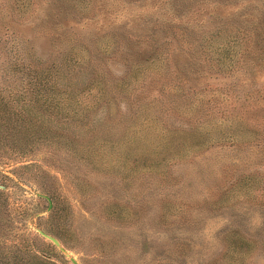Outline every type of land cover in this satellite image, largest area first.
Masks as SVG:
<instances>
[{
    "label": "rangeland",
    "instance_id": "obj_1",
    "mask_svg": "<svg viewBox=\"0 0 264 264\" xmlns=\"http://www.w3.org/2000/svg\"><path fill=\"white\" fill-rule=\"evenodd\" d=\"M197 1L175 0L166 6L170 12L186 11L169 23L164 18H172L169 11L156 10L159 4L154 0H63L59 4L0 0V90L15 89L23 82L21 70L9 62L13 41L18 42L20 53L35 60H61L62 82L70 85L88 76L91 64L87 68L84 64L91 48L99 54L100 60L92 59L107 83L100 80L98 88L78 89L83 104L77 110H84L85 119L59 120L60 133L69 130L78 137L94 135L98 140L105 135L110 143L105 147L110 152L108 161L92 164L76 153L81 148L76 139L57 135L56 121L30 136L17 134L22 156L0 146V188L6 189L1 246L4 238H17L19 244L20 238L31 241L39 255L56 264H74L72 259L78 264H264V153L253 142L191 143L180 153L162 158L157 153L140 160V135L147 128L144 118L154 122L152 144L157 148L162 135L176 142L185 139V129L202 108L213 111L225 104L226 110L236 108L233 104L249 94L246 114L258 118L264 112V71L248 76L238 57L243 43L229 27L206 32L217 20L205 13L212 6L220 14L234 13L239 19L238 9L260 14L264 0L249 4L246 0H205L200 21L196 16L202 7L194 11ZM158 23L163 25L155 32L181 34L185 27L186 40L202 42L197 49L200 63L182 83L183 91L196 89L190 99L176 84L175 74H170V63L169 72H155L153 66L165 70L164 59L140 63V55H135L145 46L143 32ZM171 38L168 48L176 43ZM100 42L106 51L98 50ZM222 45L227 49L223 59ZM73 52L83 63L74 62ZM173 57L181 63V56ZM216 61L223 68L234 63L231 66H237L238 75L223 74V70L235 69L215 70ZM122 79L125 83L120 87ZM104 83L109 91L102 87ZM201 121L208 123L204 116ZM198 130L202 134L193 138L214 136L218 130L250 137L238 118L215 116L205 129ZM128 136L137 151L124 158L123 141ZM29 161L35 166L16 168ZM240 178L245 183L237 185ZM45 195L57 206V214L48 208ZM230 236L249 242L239 260L227 251Z\"/></svg>",
    "mask_w": 264,
    "mask_h": 264
},
{
    "label": "trees",
    "instance_id": "obj_2",
    "mask_svg": "<svg viewBox=\"0 0 264 264\" xmlns=\"http://www.w3.org/2000/svg\"><path fill=\"white\" fill-rule=\"evenodd\" d=\"M63 0H48V2L58 3ZM175 0H154V3H158L157 9L163 8L167 9L166 6L172 3ZM198 6H196L194 11H198L200 7H202L201 11H199L196 16L197 21L202 19V15H204L203 10L206 9V6L201 3L206 2L205 0H198ZM210 2V1H209ZM250 0H246L245 4H249ZM211 4H218L216 2H211ZM240 4H243L241 1ZM244 4V6H245ZM264 6V5H263ZM212 7V6H211ZM210 7V8H211ZM205 10V13L210 16V20L215 23L206 29V32H212L219 28H227L229 27L233 32V36H238L240 39V43H243V48L238 57L242 60L246 72H248V76H253L258 71H264V9L261 10V13H255L256 10H249V12H244L245 10L238 9V17L237 19L234 13L225 12L224 14H220V12H216L213 9ZM171 9V8H170ZM167 11H169L167 9ZM172 18L164 17L169 23L179 20L183 15L186 14V11H182L181 13H176L172 10L170 12ZM231 18H227V16H231ZM201 15V16H199ZM71 16H74V13L71 12ZM81 18H84L82 16ZM184 20V19H183ZM187 21V20H185ZM153 25V24H152ZM150 26L145 32H143V39L145 42L144 47H140V51L135 53L136 57L140 55V63L146 62L150 60L152 62L155 59H164L165 61V70L157 66H153L155 72L175 74L174 77L177 79V85H180L181 90L183 89L182 83L186 80V76L190 74L192 67L196 66V64L200 63L198 60L201 58L199 56V52L197 49L200 47L202 42L199 39H195V41H190L185 39L184 34L186 32V28L184 27L181 34L179 32L172 34H160L155 30L159 29L163 24L158 23L156 26ZM224 32H227L224 29ZM12 34V31H11ZM219 35V32H217ZM15 35H12L11 38H14ZM171 37H174L176 43L168 48L167 44L171 42ZM115 41L114 39L112 42ZM105 43L98 44V50H104ZM88 46V45H87ZM89 48V46H88ZM222 52V58L227 56V49L224 45L220 46ZM11 56L9 58V62L17 66V69H20V76L23 77V82L19 84L15 89L7 88L6 91L0 90V146L5 147L12 151L13 155L16 157L22 156L24 150L22 146L18 143V139H16L17 134L26 132L29 136L31 134L36 133L37 130L43 127L47 122H56L54 129H58L57 135L64 134L70 138L76 139L78 141L77 144L80 145V150H77L76 153L84 159H87L92 164L93 161H98L99 164L104 165L105 161H108L110 156L109 150H107L106 145H110L109 142L106 141L108 139L105 135H101V139H97V136L89 135L84 137L80 135L78 137L77 133H70L69 130H64L60 133V129H62L59 123V120L63 122H67L68 120H84L85 113L84 110L78 112L77 107L81 106L83 103L79 98L80 92L78 89L83 90L89 87H96L99 84L100 80L105 81L104 73L101 71L99 64L94 62L92 57H95L97 60H100L99 54L93 52V49H90L89 56L87 57L88 63L84 64V67H89L91 64L88 76L81 80L80 84L77 83H68L64 84L62 82V77L60 76L62 62L61 60H57L58 58H52L50 61H46L47 59H33L29 56H25L23 53H20L18 48V42L13 41L10 44ZM178 50L175 52V50ZM75 55V61L78 64L83 62L78 61L77 53L73 52ZM77 54V55H76ZM174 55L181 56V63H176L173 57ZM203 60V58H202ZM216 61L217 67L214 69L222 72L221 64ZM135 63H139V60H136ZM169 71L167 70L168 64ZM234 64V63H232ZM228 65L223 69H228L232 72H227L223 70V74L238 75L237 66ZM242 64V63H240ZM161 69V70H160ZM237 71V72H236ZM247 75V74H245ZM107 83V82H106ZM125 81L120 80V87H123ZM75 84V85H74ZM114 85L117 82L113 83ZM104 83L102 87L104 90H110L105 87ZM77 89V92L74 91ZM195 88H191L190 90H182V93H187V97H190L195 92ZM106 91L102 97H105ZM159 91V90H158ZM156 91L157 93H159ZM249 94L242 98L241 101L233 104L236 108H230L226 110L225 104L224 106H217L213 111H211V107L202 108V111L194 116V121L191 123L190 127L185 129V139L173 141L169 138L171 136L162 135L159 136V144L156 148V144H152L155 135H151L155 130L154 122L151 118H144V123L147 126L146 132L140 135V151L143 154V157L140 159L141 162H144L145 158L150 155H156L157 153H161L160 158L164 157L166 154H177L182 150H185L186 147H189L191 143H195L197 145L203 143H214V142H223L227 141L230 144L239 145L241 143H254L262 153H264V112H262L258 118H254V116H249L247 113L248 103L245 102V98H247ZM218 112V114H217ZM205 117L208 123L201 124V117ZM238 118L241 121L243 127L249 131V138H242L241 136H236L233 133H225L224 131H216L214 136H201L199 138H193L195 134H202L199 131V128H204L210 123V120L215 118ZM221 120V119H220ZM201 126V127H200ZM181 128V127H180ZM150 129V130H148ZM27 136V137H29ZM53 136V135H51ZM43 137V136H41ZM192 138L191 140H187ZM11 138L10 140H8ZM129 136L123 142L126 143V151L122 156L125 158L127 154H131L137 151L136 147H131V140ZM196 139V140H194ZM8 145H6V142ZM87 142V143H84ZM234 142V143H233ZM10 143V144H9ZM91 143H95L91 146ZM252 143V144H253ZM135 145V144H134ZM156 162V161H155ZM124 165V164H123ZM27 166H35L33 161L24 162L18 164L16 168H23ZM1 174L9 179H12L11 176L1 172ZM244 178H240L236 183L244 184ZM3 183V182H2ZM235 183V184H236ZM6 189L0 188V217H1V208L4 202ZM3 194V195H2ZM49 197V196H48ZM47 199V198H46ZM50 199V198H49ZM48 201V200H47ZM51 203V202H50ZM50 209H52L53 214L58 212L57 206L50 204ZM3 222L0 220V225ZM4 242H2V246L0 244V264H56L52 260L45 258L37 253L36 246L33 242L25 241L20 238V243L16 242L17 238H4ZM227 251L230 252L229 256L233 258V260H238L241 254L245 252L247 249L249 242L246 238L242 236H230L227 238ZM23 246V248H21ZM25 251V254L30 258L24 257L22 252Z\"/></svg>",
    "mask_w": 264,
    "mask_h": 264
},
{
    "label": "water",
    "instance_id": "obj_3",
    "mask_svg": "<svg viewBox=\"0 0 264 264\" xmlns=\"http://www.w3.org/2000/svg\"><path fill=\"white\" fill-rule=\"evenodd\" d=\"M0 187H1V185H0ZM45 198H47V200H48V208H49V207H50V200H49V197L45 195ZM39 232H40L41 234L45 235V236H48V237H49L50 239H52L54 242L56 241V239H55L54 237H52V236H50V235L44 233L43 231H39ZM72 261H73L74 264H78V262H76V260L72 259Z\"/></svg>",
    "mask_w": 264,
    "mask_h": 264
}]
</instances>
